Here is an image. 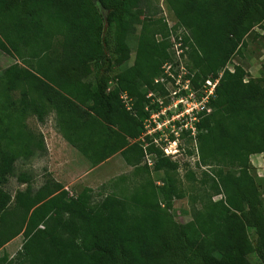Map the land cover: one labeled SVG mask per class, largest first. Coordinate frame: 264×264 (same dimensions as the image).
Segmentation results:
<instances>
[{
    "label": "trees",
    "instance_id": "trees-1",
    "mask_svg": "<svg viewBox=\"0 0 264 264\" xmlns=\"http://www.w3.org/2000/svg\"><path fill=\"white\" fill-rule=\"evenodd\" d=\"M99 4L107 25L93 0H0V51L25 64L6 69L0 85L4 91L27 87L18 107L7 103L17 111L24 136L19 144L0 136V250L22 236L20 251L13 258L3 255L0 264H253L250 255L264 264V213L248 174L249 156L264 154V86L245 82L240 66L227 68L244 37L264 20V0H168L177 25L189 32L182 48L189 47L191 85L199 88L221 74L211 112L195 124L201 130L199 163L215 168L211 175L203 172L201 184L209 182V188L201 190V207L185 225L170 214L173 199L182 194L168 176L156 186L149 169L139 168L141 144L127 141L142 132L149 102L145 88L171 60L168 28L158 20L137 19L144 13L143 0ZM135 23L142 33L134 63L109 88L113 58L128 54L126 39ZM157 34L162 41L156 45ZM56 37L63 39L58 62L49 54ZM87 76L92 81L85 82ZM120 93L130 99L128 109ZM47 108L54 111L62 137L93 164L120 152L135 176L144 170L148 177L130 194L94 202L90 188L70 197L48 174L33 190L31 176L21 173L17 181L26 188L12 198L3 187L14 163L43 142L27 136L20 119L31 109L42 122ZM148 152L156 155L154 172L176 170L177 163L158 148L151 145ZM217 196L222 197L213 201Z\"/></svg>",
    "mask_w": 264,
    "mask_h": 264
},
{
    "label": "rangeland",
    "instance_id": "rangeland-1",
    "mask_svg": "<svg viewBox=\"0 0 264 264\" xmlns=\"http://www.w3.org/2000/svg\"><path fill=\"white\" fill-rule=\"evenodd\" d=\"M96 7L98 8L97 4ZM142 7L144 8V13L137 18L140 22H142L144 18H150L149 20H158L161 25L166 24L168 28L166 40L169 43L171 60L163 63L162 74L154 80L152 87L145 88L146 96L148 93L154 94L152 98L158 100L159 103L156 102V110L155 108L152 109L150 102L145 104L147 116L142 120V132L139 138L133 141L142 146L143 158L139 168L142 169L146 166L149 169V179L153 181L156 186H162V179L168 176L167 179H170L178 192L182 194L183 197L181 199H173L170 214L178 224L185 225L191 221L193 210L201 207V203L198 200L201 190H208L209 188V182L205 187L201 184L203 172L211 175V170L215 168L211 166L204 167L199 163L197 136L201 133V130L196 129L195 132H192V130L188 132V130L185 129L180 134H172L171 128L168 126L171 124V120L173 119L172 115L176 110L168 109L172 103L168 96L174 90V86H172L168 80H165L163 74L170 68V72L174 76H182L181 71L183 72V69L187 76L193 75L187 56L189 47L186 46L183 48L184 53L181 59L178 60L173 53L171 44L172 38L182 41L184 36L189 37V32L177 25V20L168 4V0H143ZM141 33V25L135 23L126 39L129 48L128 54L123 57L113 58L114 62L111 72L113 79H111L109 83V88L115 86V76L117 74H120L133 65ZM263 34L264 20L257 22L244 37L243 44L239 46L237 52L230 58L227 64V68L231 71H233L235 66H240L246 73L244 81L247 82L252 80L259 86H264ZM62 41L63 39L61 37H56L52 42L49 54L53 60L56 59L55 62H58L60 60L59 58L62 56ZM161 41L162 36L157 34L155 36V44L157 45ZM14 64L25 67V64L18 62L14 56L0 51V76L6 69ZM47 65L49 67L57 66L55 64ZM209 78L213 79V76H209ZM92 79V76H87L84 78V81L90 82ZM156 80L158 81L156 82ZM3 88V85H0V136L2 137L3 134L5 138L9 136L10 138L13 137L16 141L15 143L19 144V138L24 136L22 127L19 123V115L17 111L12 112V108L9 107L7 103H10L11 106L18 107L21 93L27 90V87L26 84H22V86L11 91H4ZM32 96L35 95L32 94ZM127 103L128 102H123L125 106ZM160 103L162 104L160 105ZM20 122L24 126V131L27 133V136H33L35 140L39 138L41 140L42 137L43 142L41 148L32 145L31 155L29 157H19L14 163L13 173L3 187L12 198L16 192L23 191L26 188L25 184H21L17 181V177L21 173H27L31 176V186L33 190L38 189L43 184L48 174L55 181L61 183L64 190H67L69 194L79 193L83 188H90L92 190L94 202H98L110 194H115L117 196L130 194L142 182L144 177H148L147 174L142 172L144 170H140L138 175L135 176L133 167L128 165L120 154L97 165L93 164L90 159L84 158L82 155L80 156V154H78L79 157H81L80 161L71 157L63 158L59 155L60 153L58 150L56 151L57 157L52 159H49V157L47 158L44 136L41 132L51 129L52 133L55 132L58 136H61L56 115L54 111L49 108L44 111L42 122L37 119L31 109L25 113L23 118L20 119ZM187 122H190V120L188 119ZM156 125H158L159 130L165 134L164 137L166 140L162 139V141H159L160 134H156L154 137L158 142L152 144L151 136H153L154 133L151 129ZM13 138L11 139L13 140ZM1 141H3V139L0 140V146L2 144ZM151 145L161 150L164 156L168 157L170 161L177 163L176 170H161L156 173L152 170V167H148L146 164L147 159H152V163L156 162V155L149 154L148 152V148ZM146 153L148 154L147 156H145ZM248 160V174L261 200V208L264 213V154L250 155ZM235 172L238 174L237 170ZM221 197L222 196L214 197L213 201H217ZM248 237L253 243L255 242V232L253 229H248ZM21 246L22 236L20 235L0 250V258L3 255L8 258H13L20 251ZM248 261L253 264L258 263L255 255L248 256Z\"/></svg>",
    "mask_w": 264,
    "mask_h": 264
},
{
    "label": "built area",
    "instance_id": "built-area-1",
    "mask_svg": "<svg viewBox=\"0 0 264 264\" xmlns=\"http://www.w3.org/2000/svg\"><path fill=\"white\" fill-rule=\"evenodd\" d=\"M171 44L175 57L180 60L182 54L184 53V49L182 48V41L180 39L172 38ZM181 73L182 76H174L170 72V68H168L163 74L165 80H168V82H170L171 85L174 86V90L168 96L170 97V101L172 102L168 109H176L175 113L172 115L173 119L171 118V124L168 125L171 128L172 134H180L185 129L188 130V132H190L191 130L192 132H195V124L198 123L200 118L203 116L202 114L207 115L211 112L209 103L215 97V89L219 83V78L221 76L220 74L216 79L207 78L201 85V87L194 88L191 85L190 80L187 78V74L184 72V69L183 72L181 71ZM157 81L158 80H156V82ZM152 97H154V94L148 93L146 99L149 100L150 104L153 106L156 104V102H158V100ZM119 98L123 102H128L126 105V108L128 109L130 106V99L128 98L127 94L120 93ZM161 104L162 103H160V105ZM188 119L190 120V122H187ZM151 131L154 133L153 136H151L152 144L158 142L154 137V135L156 134H160L159 141H162V139L166 140V138L164 137L165 134H163V132L159 130L158 125L153 126ZM147 155L148 154L146 153L145 156ZM151 160L152 159H147L146 162L147 166L149 167L153 166ZM69 196L72 197L73 194L70 193Z\"/></svg>",
    "mask_w": 264,
    "mask_h": 264
},
{
    "label": "crops",
    "instance_id": "crops-1",
    "mask_svg": "<svg viewBox=\"0 0 264 264\" xmlns=\"http://www.w3.org/2000/svg\"><path fill=\"white\" fill-rule=\"evenodd\" d=\"M44 136V143H45V149L47 152V158L52 159L54 157H57L56 151L60 153L59 155L63 158H73L75 160L80 161V156L82 155L84 158H86L78 149H76L74 146H72L70 143H68L63 137L58 136L55 132H51V129L45 130L41 132ZM128 142H134L133 140L127 139ZM120 152L116 153L112 157H116ZM110 157V158H112ZM108 158V159H110ZM107 159V160H108ZM77 164V162H76Z\"/></svg>",
    "mask_w": 264,
    "mask_h": 264
},
{
    "label": "water",
    "instance_id": "water-1",
    "mask_svg": "<svg viewBox=\"0 0 264 264\" xmlns=\"http://www.w3.org/2000/svg\"><path fill=\"white\" fill-rule=\"evenodd\" d=\"M93 1L98 5V8L100 10V13L103 16L105 25H107L106 12H105L104 8L99 4V0H93Z\"/></svg>",
    "mask_w": 264,
    "mask_h": 264
}]
</instances>
